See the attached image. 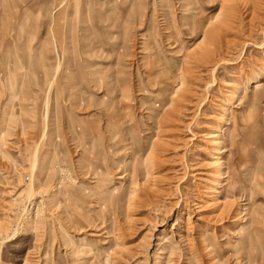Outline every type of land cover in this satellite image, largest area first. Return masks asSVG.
<instances>
[{
    "label": "rangeland",
    "instance_id": "374dc122",
    "mask_svg": "<svg viewBox=\"0 0 264 264\" xmlns=\"http://www.w3.org/2000/svg\"><path fill=\"white\" fill-rule=\"evenodd\" d=\"M257 84L264 0H0V264H264Z\"/></svg>",
    "mask_w": 264,
    "mask_h": 264
},
{
    "label": "bare ground",
    "instance_id": "6f19581e",
    "mask_svg": "<svg viewBox=\"0 0 264 264\" xmlns=\"http://www.w3.org/2000/svg\"><path fill=\"white\" fill-rule=\"evenodd\" d=\"M64 5V4H63ZM222 11V10H221ZM222 16L220 13L214 18V23L215 21H217L219 19V17ZM210 26H211V23H210ZM208 28V26H207ZM183 80V79H182ZM184 85V81H182L181 85L179 86V88L176 90V94H178V92L182 89ZM256 86V85H255ZM255 90H257V92L261 91V90H264L263 88V85L262 84H257V86L255 87ZM168 109V108H167ZM123 178V177H122ZM246 211V210H245ZM246 213V212H245ZM247 214V213H246Z\"/></svg>",
    "mask_w": 264,
    "mask_h": 264
}]
</instances>
